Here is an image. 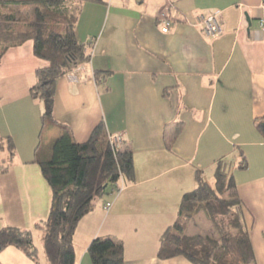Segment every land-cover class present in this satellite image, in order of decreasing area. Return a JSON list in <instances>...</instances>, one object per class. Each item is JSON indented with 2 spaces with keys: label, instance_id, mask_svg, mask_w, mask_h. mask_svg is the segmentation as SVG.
<instances>
[{
  "label": "crops",
  "instance_id": "crops-1",
  "mask_svg": "<svg viewBox=\"0 0 264 264\" xmlns=\"http://www.w3.org/2000/svg\"><path fill=\"white\" fill-rule=\"evenodd\" d=\"M101 1L82 6L77 36L91 59L59 80L53 121L43 123L45 105L30 95L36 71L48 66L33 43L10 49L0 64V135L16 148L0 175V230L31 231L37 249L33 260L7 248L0 264H50L36 225L47 219L52 193L37 152L48 155L66 130L84 143L102 122L133 153L135 181L97 200L80 221L76 264H92L88 248L98 237L123 242L125 264H191L159 259L160 239L197 187V172L214 185L219 161L230 167L256 264H264V135L257 129L264 118V0ZM216 13L223 34L215 39L199 19Z\"/></svg>",
  "mask_w": 264,
  "mask_h": 264
},
{
  "label": "trees",
  "instance_id": "trees-1",
  "mask_svg": "<svg viewBox=\"0 0 264 264\" xmlns=\"http://www.w3.org/2000/svg\"><path fill=\"white\" fill-rule=\"evenodd\" d=\"M86 2L102 1L0 0V64L10 49L28 42L33 43L34 55L48 63L36 71L37 81L30 89L31 97L45 105L44 124L53 121L59 80L90 62L87 46L77 36ZM12 8L27 10L28 16L18 18ZM96 79L100 82L99 73ZM257 129L264 135V118L257 121ZM15 156L14 141L0 135V175L8 171ZM241 156L239 167L246 169V158ZM36 163L52 193L47 219L36 225L43 232L46 256L50 264H76L74 236L78 224L91 213L97 200L113 196L135 181L133 153L113 143L102 122L84 143H78L71 131H64L48 155L37 152ZM196 182L195 190L183 196L177 220L161 236L158 258L182 257L191 264H256L243 221V202L230 167L218 162L214 185L205 179L203 171L197 172ZM200 217L209 222L212 234L188 233ZM10 247L37 259L29 230L1 229L0 254ZM88 252L92 264H125L123 242L114 237L95 238Z\"/></svg>",
  "mask_w": 264,
  "mask_h": 264
},
{
  "label": "built area",
  "instance_id": "built-area-1",
  "mask_svg": "<svg viewBox=\"0 0 264 264\" xmlns=\"http://www.w3.org/2000/svg\"><path fill=\"white\" fill-rule=\"evenodd\" d=\"M161 22H162V26H163V28H162L163 32H168L170 27H171V21H170L167 13H163L161 15ZM199 22H200V25H201L203 31L205 32V34L207 36L216 39V38H219L223 34V27H222V23H221V19H220L219 14L216 13V14H213L210 16H202L199 19ZM260 26L264 30V20L260 22ZM110 139L115 144H116V142H118L117 140H120V139H118L117 136H114ZM120 190H122V189H120ZM111 206H112L111 203H107L105 205L104 209L106 211H109Z\"/></svg>",
  "mask_w": 264,
  "mask_h": 264
},
{
  "label": "rangeland",
  "instance_id": "rangeland-1",
  "mask_svg": "<svg viewBox=\"0 0 264 264\" xmlns=\"http://www.w3.org/2000/svg\"><path fill=\"white\" fill-rule=\"evenodd\" d=\"M12 10L16 11L18 18H24V17L28 16V11L27 10H18V8H12ZM3 174H5V173H3ZM13 212L17 213L18 210L13 209ZM188 233L190 235H194V234H197V233L209 234L210 235V234H212V231H211V226H210L209 222L206 219H204L203 217H200V218H198L196 220L195 224H192L190 226V228L188 229ZM35 238H36L35 240H37L36 236H35Z\"/></svg>",
  "mask_w": 264,
  "mask_h": 264
}]
</instances>
